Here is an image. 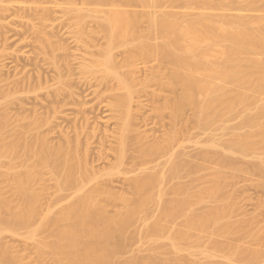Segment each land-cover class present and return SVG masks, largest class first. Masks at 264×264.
I'll list each match as a JSON object with an SVG mask.
<instances>
[{"label":"bare ground","instance_id":"1","mask_svg":"<svg viewBox=\"0 0 264 264\" xmlns=\"http://www.w3.org/2000/svg\"><path fill=\"white\" fill-rule=\"evenodd\" d=\"M86 1L97 5L98 3L99 5L107 3L109 6L107 5L106 9L98 6V8L94 7L96 9L94 11L104 12L103 21L99 26H101L100 31H102L106 45H102L103 48L101 47L102 49L99 51L101 54L99 57L91 54L92 52L89 53L92 56L86 58H89V61L84 62L83 67L89 73L101 72L99 78L102 84L105 81L109 83L107 85L113 86L114 83L110 84L109 81L111 79V81L115 80L118 86L115 84L117 88L113 86L110 90H123L120 94H115L113 91L115 95L109 103L114 112L112 118H116L118 128L114 129L112 133L108 132L106 134L108 140H106L111 143H109L108 148L114 151L116 161L108 163L109 168H106L108 169L107 172L104 169V172L109 176L121 173L123 168L126 167L125 164L130 162L128 159L132 156L129 154V149L133 144H135V158H133L136 161H141L139 162L141 167L137 163L139 172L129 178L132 185V191L129 195L117 194L105 188L86 189L88 183L98 182L102 173L96 171L90 165L91 162L87 159V145L84 147L85 143L81 144V136H79L78 131L75 140H72L67 132L61 131L65 140L63 142L58 140L57 143L52 141L53 143H51L43 128V132L41 131L45 121L46 124L50 125V119H35L39 117L35 116L33 120L29 121L31 125H27V129L24 125V128L22 126V128L17 129L18 125H16L17 130L14 139L5 143L0 142V160H8L5 170H0V234L4 232L17 233L20 226H26L27 236L37 240L40 254L42 256L49 255V264H168L162 260H150L135 253L121 260L119 254L121 255L127 245L129 246L130 241L135 238L136 233L129 231L131 223L153 201L161 202L162 208L152 224H148L147 232L150 236H163L165 234L163 220L178 215L186 217L187 226L190 229L198 228L204 232L209 229H227L222 224L227 208L215 207L216 209H214L212 207V209L208 207L206 210L196 213L194 205L204 201V196L201 195L197 199H191V195H189L188 189L184 185L176 186L175 199L170 201L173 202L172 204L163 202V197L166 194L163 185L165 181L173 180L174 177L178 176L180 170L186 167L183 161L178 160L177 151L174 150L175 147L173 148L175 139L177 141V121L180 119L184 107H192L197 122L200 125H207L210 122V114L218 113L219 105H223L230 111H236L239 105L246 104L250 100V96L245 91L246 89L264 90V12L260 14L254 12L255 15L251 17L245 16L248 14L229 16L230 13H228L229 15L221 13L223 16L219 15L222 19L220 17L217 19L209 14L198 13L192 18H188L189 16L181 18L179 15L181 13L176 11L155 10L152 12L143 10L141 12L140 9H138L139 11L131 9L137 4L148 7L152 4L158 5L164 0H119L121 4H117L116 0ZM219 1H221V4L225 1L226 4L224 5H227V2L237 5L236 3L240 2V0ZM219 1L218 3H220ZM247 1L250 6L256 4L259 7L257 3L264 5V0ZM199 3L212 6L211 0H200ZM13 7H27V5L20 2L8 1L4 3L0 1V11L14 9ZM222 8L224 9V7ZM258 10L264 11V6L261 9L258 8ZM83 17L84 13L81 12V9H78L75 21L77 22V31L80 38L85 36V29L81 26ZM38 31L40 32V29ZM46 38L49 39H47L49 42L46 43V40L40 42V45L45 44L42 45L44 46L42 51L45 55H47L48 49L53 51L57 48L53 44L56 42L49 37ZM119 47L124 49L122 54H125L124 59L121 61L122 65L118 63V60L116 62L114 54V50ZM45 49L48 51L46 52ZM48 57L49 60L51 59L52 64L59 69L60 65L56 61L55 55H49ZM138 60H143L145 63L156 61V65L151 66V76L148 80L156 79L161 85L170 87L175 93L171 99L165 101L163 106L158 107L161 112L170 109L174 121L173 128L167 135L168 137L161 139L162 141L150 142L146 137L142 135L136 137L132 133L134 122L131 103L136 92L135 76L133 74ZM118 64L121 65V70ZM122 68H131V70L125 71ZM57 72L61 73L60 70ZM58 77L60 85L54 89L56 96L72 89H67V85L70 84L67 83V79L63 80L61 75ZM42 83L40 81L38 85L28 86V92L26 89L25 92L37 94L38 91L47 87ZM229 83L235 86L233 91L229 89L227 85ZM179 89H181L180 92ZM72 90L67 92L72 93L70 95L73 97L75 91ZM8 93L9 91L7 92L8 97H15L13 95L14 91L12 94ZM259 106L262 108H260L261 112L264 113V101ZM54 109L57 113V108ZM23 118L21 122L24 120ZM254 120L255 118L250 116L245 119L248 124ZM11 121V117L7 114L0 116V138L3 136V129ZM15 121L17 122V119ZM255 131L257 133L258 129ZM255 131L252 133H255ZM242 136L240 134L236 135V143H234L236 139H233V143L238 149L243 151L254 146L252 142L242 141L241 139H244V136L243 138ZM254 136L260 137L261 135L255 134ZM238 137L240 140H238ZM163 152L170 155L169 162L171 166L167 171H160V168L155 166H153L154 169L145 166L147 164L146 160L149 158L150 160L151 158L155 159ZM104 154L106 155L105 152ZM105 155L101 153L98 158ZM104 158L106 157L101 160L103 161ZM259 167L264 169V165H259ZM45 169L52 173L59 191L72 190V200L57 210L49 205L38 224L34 225L33 221L39 214L38 204L40 201V195L35 187L37 183L43 180L42 172ZM148 170L149 172H147ZM131 171H133V168ZM219 173L218 177L222 176L221 171ZM3 179L12 187L13 195L18 199L17 204L14 203L13 199L4 195L1 187ZM222 190L221 184H218L215 187H207L205 192L209 196L217 197L215 195L217 193L221 194L219 192ZM103 194H106L108 199H121L124 208L111 214L103 204ZM188 209L190 210L189 213L191 211L193 213L188 215L186 212ZM41 232L49 233L51 238L38 239L37 236ZM168 236L171 239V249L174 252L184 247L181 240L184 241L189 238L186 231L176 227H173ZM157 250L158 247H153L155 253ZM260 254V250L246 253L243 250L236 249L228 257L240 261V259L257 258ZM0 264L28 263L9 253L7 248L0 243Z\"/></svg>","mask_w":264,"mask_h":264},{"label":"rangeland","instance_id":"2","mask_svg":"<svg viewBox=\"0 0 264 264\" xmlns=\"http://www.w3.org/2000/svg\"><path fill=\"white\" fill-rule=\"evenodd\" d=\"M0 1L4 3L8 1L20 2L27 5V7H13L14 9L0 11V116L7 114L12 119L11 123L3 129L0 142L12 141L16 135V130L22 128L23 125L27 129L31 125L29 121L33 120L35 116H39L35 119H50L51 126L45 121L46 126L41 127V131L43 132L44 129L48 134L49 141L51 140V143H57L58 140L63 142L65 140L62 136L63 131L64 133L67 132L72 140H75L78 131L79 136H81V144L85 143L84 147L87 145V159L91 162L90 165L96 171H101L102 175L100 174L101 177L98 182L88 183L86 189L105 188L117 194L129 195L132 191L129 178L139 172V162H141L138 158V161L134 159L135 144L129 149V154L132 156H129L128 161L130 160V162L125 164L129 168L124 166L123 171L125 172L122 171L113 176L106 174L108 170L106 168H109L110 162L116 161L114 151L108 148L111 143L107 141L106 134L112 133L114 129L118 128L116 118H112L114 112L109 103L115 94H120L123 90H110L113 86L117 88L118 85L115 80H113L115 82L111 81L112 79L108 80L110 84L114 83L113 86L107 85L108 82L105 81L102 84L99 78L101 72L89 73L83 67L84 62L89 61V58H86H91V54H95L97 57L101 56L99 51L103 48V44L106 45L102 31H100L101 26H99L103 21L104 12L94 10L98 7L106 9L108 4L103 3L105 5H102L101 3L99 5L98 3L97 5L86 0ZM199 1L164 0L158 5L152 4L148 7L140 4L135 5V3L131 9H140L141 12L143 10L152 12L155 10L176 11L181 13L179 14L181 18L188 16V18H192L198 13H205L217 19L223 16L221 13L224 15L230 13L229 16L248 14L245 16L251 17L255 13L264 12L263 9L258 10L264 6L262 3H257L259 7L255 4L256 9L255 6H250L247 0H240L239 3H236L237 5L229 2L224 5L226 4L225 1V3L222 2V5L219 0H211L212 6L202 5ZM116 2L121 4L119 0ZM225 6H228L227 9ZM78 9L84 13V17L81 19V26L85 29L83 38H80L78 34L77 22L75 21ZM144 25L146 24L144 23ZM46 37L56 42L53 44L57 47L55 50L52 48L53 51L45 49L46 52L48 51L47 55L42 51L44 50L42 45L45 44L40 45L41 40H46V43L49 42ZM59 47L60 49H58ZM123 50L121 47L114 50L116 62L119 61L120 64L125 55L122 54ZM51 53L55 55L56 61L60 65L59 69L52 64L51 59L49 60L48 56L53 55ZM137 62L133 74L136 92L131 103L134 122L132 133L136 137L142 135L150 142L160 141L173 128L174 121L170 109L161 112L158 107L163 106L165 101L171 99L175 93L170 87L161 85L156 79L148 80L151 76V66L156 65V61L145 63L143 60H138ZM121 65L118 64L120 70ZM59 70L61 71L60 74L57 72ZM122 70L130 71L131 68H122ZM59 75L63 76V80L67 79V83H70L67 85L68 87L65 86L67 89H74H71L75 91L73 92L74 98L70 95L72 93H68L71 92V90L68 91L69 89H65L66 93L62 92L63 94L60 96H56L54 93V89L60 85ZM40 81L47 87L38 91L37 94L25 92L28 86L38 85ZM219 82L221 83V81ZM227 85L231 91L234 90L235 86L232 83ZM8 91L11 94L14 91L15 97H8ZM245 91L250 96L248 103L239 105L236 111H230L223 105H219L218 113L210 114V122L207 125H200L197 122L192 107L186 106L182 109L181 117L176 125L177 141L175 139L173 148L175 147L174 150L177 151L178 160L183 161L187 168L181 169L178 176L174 177L173 180L165 181L163 185L166 193L163 202L172 204L173 202L170 201L175 199L176 186L184 185L187 187L191 199L204 196V201L194 205L196 213H200L208 207H214V209H216L215 207L227 208L222 222L227 229H209L205 232L198 228L190 229L187 226L186 217L178 215L163 220L165 224L163 236H150L147 232L148 226L152 224L162 208L161 202L153 201L131 223L129 231L136 233L135 238L130 241L129 246L127 245V249L125 248L123 253L121 252L122 256L119 254V259L128 258L135 253L144 258L162 260L168 264H196L199 262L203 264H264V169L259 167V165H264V113L261 112L262 108L259 106L264 101V90L246 89ZM67 96H71L72 99ZM76 99L78 102H75ZM80 99L82 100L80 101ZM54 108H57V113ZM16 116L18 118H15ZM249 116L255 118L251 122L252 124L245 121L246 117ZM22 118L24 119L23 123L21 122ZM15 119L21 123H17ZM257 129L259 132L256 133L255 130ZM254 131L255 133H252ZM237 134L244 136L242 141L252 142L254 146L243 151L238 149L234 145L237 142ZM255 134H260L261 138L254 136ZM233 139H236L235 142ZM238 140H240L239 137ZM22 141L24 142V140ZM165 152L161 153L157 157L158 159L151 158L150 160L149 158V162L146 160L148 165L145 166L151 167L149 169H154L153 166H155L159 167L160 171H167L171 166L169 162L170 152L168 150L169 154H164ZM101 153L105 155L103 157H106L103 161L101 160L102 156V158H98ZM7 163V159L0 160L1 171L5 170ZM132 168L133 171H131ZM219 170L222 174L219 176L220 178L218 177L220 175ZM42 173L43 180L37 183L35 187L40 195V201L38 204L39 214L33 221L34 225L38 224L49 205L57 210L72 200V190L59 191L52 173L48 169ZM5 179L1 181L3 193L17 204L18 199L14 197L12 187ZM220 181L222 182L220 183ZM218 184H221V189H223L219 192L221 194L217 193L215 195L217 197L207 195L206 188L215 187ZM102 197L103 204L111 214L124 208L121 199H108L106 194H103ZM189 211V209L186 211L188 215L193 213L192 211L189 213ZM173 227L182 229L189 234L187 240H181L184 247L176 252L171 249V239L168 236ZM37 237L38 239L51 238L47 232H41ZM0 243L7 248L9 253L16 255L28 264L50 263L49 255L42 256L40 254L37 240L27 236L26 226H20L17 233L4 232L0 234ZM153 247H158L156 253L153 251ZM236 249L246 253L260 250L261 254L254 259L247 257L250 259H246L247 261L243 259L244 262L242 259L238 261L229 258L228 255Z\"/></svg>","mask_w":264,"mask_h":264}]
</instances>
